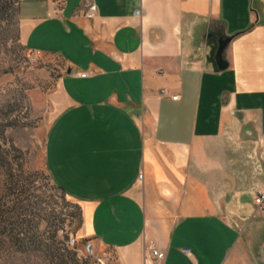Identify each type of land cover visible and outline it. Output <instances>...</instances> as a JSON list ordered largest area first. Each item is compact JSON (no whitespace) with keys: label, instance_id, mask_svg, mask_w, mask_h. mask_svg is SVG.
I'll list each match as a JSON object with an SVG mask.
<instances>
[{"label":"crops","instance_id":"0c3cea01","mask_svg":"<svg viewBox=\"0 0 264 264\" xmlns=\"http://www.w3.org/2000/svg\"><path fill=\"white\" fill-rule=\"evenodd\" d=\"M20 11L25 47L67 66L44 164L79 208L77 236L119 264H238V253L264 264V0H21Z\"/></svg>","mask_w":264,"mask_h":264},{"label":"rangeland","instance_id":"374dc122","mask_svg":"<svg viewBox=\"0 0 264 264\" xmlns=\"http://www.w3.org/2000/svg\"><path fill=\"white\" fill-rule=\"evenodd\" d=\"M20 4L0 0V264H119L116 253L77 236V207L45 170L50 95L67 66L25 47Z\"/></svg>","mask_w":264,"mask_h":264},{"label":"built area","instance_id":"2783aa9c","mask_svg":"<svg viewBox=\"0 0 264 264\" xmlns=\"http://www.w3.org/2000/svg\"><path fill=\"white\" fill-rule=\"evenodd\" d=\"M52 1H54V2H56L58 4H60V3L63 2V0H52ZM95 11H96L95 4L94 3H88L87 10H86V15L88 17H92L95 14ZM138 13H139V10L136 11V14H138ZM70 74H72L74 76H80V77L87 76V72L86 71H80V72H78V71L77 72L70 71ZM160 92H161L162 95H165L166 94V90L165 89H162ZM177 98H178L177 95H172L171 96V99H173V100H176ZM141 177H142V173L139 174V178H141ZM263 199H264V195L262 193H259L257 195V197L255 198V202L256 203H261ZM74 241H75L74 238H71V241L70 242L71 243H74ZM86 247L89 248L90 247V244L87 243ZM183 252L184 253H188L189 252V249L188 248H185V249H183ZM151 253H152V255L154 256V258L156 260H161V259L164 258V252L161 251V250H158V249H154L153 248V249H151Z\"/></svg>","mask_w":264,"mask_h":264},{"label":"water","instance_id":"95a60500","mask_svg":"<svg viewBox=\"0 0 264 264\" xmlns=\"http://www.w3.org/2000/svg\"><path fill=\"white\" fill-rule=\"evenodd\" d=\"M230 40H231L230 36L224 38L221 37L218 39V45L215 52V62L217 68L220 70L225 69L228 65L227 62L223 59L222 53L226 45L230 42Z\"/></svg>","mask_w":264,"mask_h":264},{"label":"trees","instance_id":"16d2710c","mask_svg":"<svg viewBox=\"0 0 264 264\" xmlns=\"http://www.w3.org/2000/svg\"><path fill=\"white\" fill-rule=\"evenodd\" d=\"M54 186H56V185H54ZM56 187L61 190V192L63 193V195H65L64 190L61 187H59V186H56ZM76 207H77V215L79 217V208H78V206H76Z\"/></svg>","mask_w":264,"mask_h":264}]
</instances>
